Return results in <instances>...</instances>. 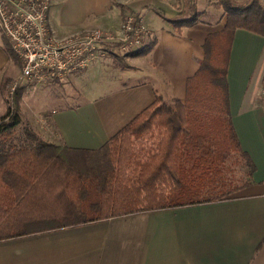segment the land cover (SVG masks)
<instances>
[{"label": "crops", "instance_id": "crops-1", "mask_svg": "<svg viewBox=\"0 0 264 264\" xmlns=\"http://www.w3.org/2000/svg\"><path fill=\"white\" fill-rule=\"evenodd\" d=\"M202 2L195 0L199 22L178 34L169 23L178 12L176 0H49L48 24L58 38L93 29L116 33L125 16L138 14L156 43L145 55L124 57V66L109 71L100 62L75 75V95L59 99L68 100L67 107H48L38 123L28 119L37 128L8 136L6 149L40 141L98 155L157 97L182 101L186 79L203 57L205 38L225 25L214 0ZM258 2L264 7V0ZM4 44L0 33V80L12 78ZM227 83L233 127L255 165L253 185L217 203L2 241L0 264H264V37L235 31Z\"/></svg>", "mask_w": 264, "mask_h": 264}, {"label": "trees", "instance_id": "trees-1", "mask_svg": "<svg viewBox=\"0 0 264 264\" xmlns=\"http://www.w3.org/2000/svg\"><path fill=\"white\" fill-rule=\"evenodd\" d=\"M176 3V18L169 23L180 34L199 22L200 13L195 0ZM212 5L222 9L225 25L205 38L198 69L186 79L184 99L166 103L157 97L112 136L100 150H107L112 169L92 179L93 184L80 168L94 151L40 141L6 149L7 137L21 123L22 88L14 89L12 105L0 121V242L217 203L254 184V162L242 150L232 124L227 69L236 30L264 37V7L258 0H216ZM134 17L139 20L138 14ZM155 41L148 39L124 57L149 53ZM3 49L14 62L7 41Z\"/></svg>", "mask_w": 264, "mask_h": 264}, {"label": "built area", "instance_id": "built-area-1", "mask_svg": "<svg viewBox=\"0 0 264 264\" xmlns=\"http://www.w3.org/2000/svg\"><path fill=\"white\" fill-rule=\"evenodd\" d=\"M49 4V0H0V33L24 83L44 86L63 81L105 57L126 55L147 41L148 31L133 15L124 17L116 33L93 29L58 38L48 24Z\"/></svg>", "mask_w": 264, "mask_h": 264}, {"label": "rangeland", "instance_id": "rangeland-1", "mask_svg": "<svg viewBox=\"0 0 264 264\" xmlns=\"http://www.w3.org/2000/svg\"><path fill=\"white\" fill-rule=\"evenodd\" d=\"M205 1L206 0H203L201 4H203ZM215 1L216 0H214V2ZM148 35L146 39L155 38L154 34L148 33ZM123 58L124 55L115 54L113 56L111 55L105 57L104 59L101 60V63L110 71L111 67L115 68V66L118 65L124 66L123 63L125 62V60H123ZM10 63L11 65H13L12 78L8 79L9 82H6L5 84H4L5 79L0 80V121L2 116L5 115L8 107L12 105L11 95L13 92L11 91L10 88L13 85H15V87L22 88L20 92L21 99L19 102L21 107V111H20L21 123L18 127H16L13 130V132H11L13 135H16V137H21L22 134H26L27 130L33 133V129L37 128L35 125L34 126L32 125L33 126L32 129V126L28 122V119L29 121L32 120L33 122H37L39 120V117L46 115L45 113L48 112V110H46L48 107L50 108L55 107L60 109L67 107L66 104H68L69 101L64 100L67 102H62L59 101V99H65L68 97H73L75 95L76 90L74 87V80H73V77L75 75L63 81H56L44 86L31 85L24 83L22 81L20 76V69L17 61L15 60L13 62L10 60ZM79 74L80 73H77L76 76H78ZM261 95H263V93ZM53 100L59 101L57 102V105L49 104ZM164 101L166 103H170V100H164ZM262 102L264 104V96ZM88 161H86L85 164L80 168L82 169V172L85 174V177L88 182L89 181L91 182V180L94 178L102 177L105 171L112 169V163L108 156L107 150L100 152L97 159L95 156H93L90 159L91 163H88ZM91 183L93 184V182Z\"/></svg>", "mask_w": 264, "mask_h": 264}]
</instances>
